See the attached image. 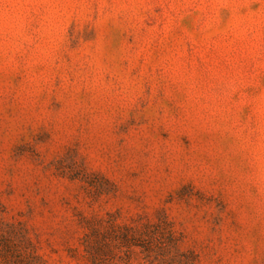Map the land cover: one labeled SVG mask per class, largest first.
Returning a JSON list of instances; mask_svg holds the SVG:
<instances>
[{
    "label": "rangeland",
    "instance_id": "obj_1",
    "mask_svg": "<svg viewBox=\"0 0 264 264\" xmlns=\"http://www.w3.org/2000/svg\"><path fill=\"white\" fill-rule=\"evenodd\" d=\"M0 264H264V0H0Z\"/></svg>",
    "mask_w": 264,
    "mask_h": 264
}]
</instances>
